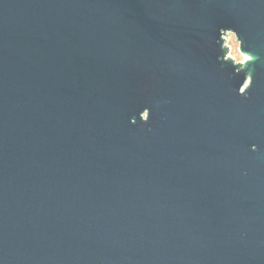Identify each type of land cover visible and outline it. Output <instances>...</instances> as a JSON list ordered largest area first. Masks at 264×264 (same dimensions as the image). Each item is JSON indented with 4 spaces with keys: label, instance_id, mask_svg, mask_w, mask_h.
<instances>
[{
    "label": "water",
    "instance_id": "obj_1",
    "mask_svg": "<svg viewBox=\"0 0 264 264\" xmlns=\"http://www.w3.org/2000/svg\"><path fill=\"white\" fill-rule=\"evenodd\" d=\"M0 264H264V0H0Z\"/></svg>",
    "mask_w": 264,
    "mask_h": 264
},
{
    "label": "rangeland",
    "instance_id": "obj_2",
    "mask_svg": "<svg viewBox=\"0 0 264 264\" xmlns=\"http://www.w3.org/2000/svg\"><path fill=\"white\" fill-rule=\"evenodd\" d=\"M223 46L228 48L225 58L230 57L234 64H244V55L239 52V43L235 36L230 32H225L223 35Z\"/></svg>",
    "mask_w": 264,
    "mask_h": 264
},
{
    "label": "clouds",
    "instance_id": "obj_3",
    "mask_svg": "<svg viewBox=\"0 0 264 264\" xmlns=\"http://www.w3.org/2000/svg\"><path fill=\"white\" fill-rule=\"evenodd\" d=\"M252 59V57H250V56H245L244 57V60L245 61H249V60H251ZM248 79L251 81V77H248ZM253 150H255V148H253Z\"/></svg>",
    "mask_w": 264,
    "mask_h": 264
}]
</instances>
